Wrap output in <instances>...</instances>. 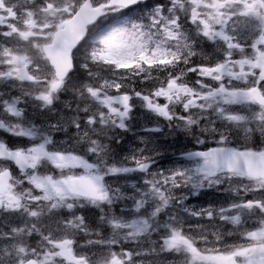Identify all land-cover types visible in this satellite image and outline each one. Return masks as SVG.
<instances>
[{"label":"snow or ice","instance_id":"1","mask_svg":"<svg viewBox=\"0 0 264 264\" xmlns=\"http://www.w3.org/2000/svg\"><path fill=\"white\" fill-rule=\"evenodd\" d=\"M0 264H264V0H0Z\"/></svg>","mask_w":264,"mask_h":264},{"label":"rangeland","instance_id":"2","mask_svg":"<svg viewBox=\"0 0 264 264\" xmlns=\"http://www.w3.org/2000/svg\"><path fill=\"white\" fill-rule=\"evenodd\" d=\"M63 134H57V137L59 138V137H61ZM199 199H201V201L199 202ZM210 198L208 197V196H206V195H202V196H200V197H195V196H192V197H190V201H193V202H199L200 203V205H197L196 207H199V206H204V203H207L208 202V200H209Z\"/></svg>","mask_w":264,"mask_h":264},{"label":"flooded vegetation","instance_id":"3","mask_svg":"<svg viewBox=\"0 0 264 264\" xmlns=\"http://www.w3.org/2000/svg\"><path fill=\"white\" fill-rule=\"evenodd\" d=\"M39 117L37 118V122H39ZM10 139V142H12V140H11V138H9ZM228 227H230V226H225V229H227ZM230 240H235L236 239V237H230L229 238Z\"/></svg>","mask_w":264,"mask_h":264},{"label":"trees","instance_id":"4","mask_svg":"<svg viewBox=\"0 0 264 264\" xmlns=\"http://www.w3.org/2000/svg\"><path fill=\"white\" fill-rule=\"evenodd\" d=\"M141 124H145V123H141ZM129 135H131V134H129ZM183 142H187V141H183Z\"/></svg>","mask_w":264,"mask_h":264}]
</instances>
